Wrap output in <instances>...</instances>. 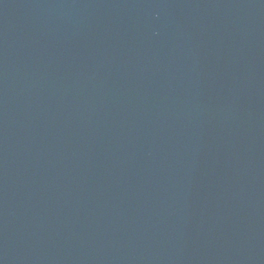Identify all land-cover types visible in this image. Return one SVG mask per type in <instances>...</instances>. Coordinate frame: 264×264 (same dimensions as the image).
I'll list each match as a JSON object with an SVG mask.
<instances>
[{"label":"water","instance_id":"obj_1","mask_svg":"<svg viewBox=\"0 0 264 264\" xmlns=\"http://www.w3.org/2000/svg\"><path fill=\"white\" fill-rule=\"evenodd\" d=\"M0 264H264V0H0Z\"/></svg>","mask_w":264,"mask_h":264}]
</instances>
